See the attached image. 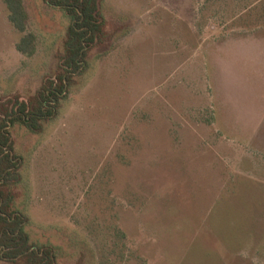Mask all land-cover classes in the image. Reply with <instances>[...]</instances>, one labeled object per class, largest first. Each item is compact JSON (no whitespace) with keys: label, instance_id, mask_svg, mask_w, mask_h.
I'll use <instances>...</instances> for the list:
<instances>
[{"label":"rangeland","instance_id":"obj_1","mask_svg":"<svg viewBox=\"0 0 264 264\" xmlns=\"http://www.w3.org/2000/svg\"><path fill=\"white\" fill-rule=\"evenodd\" d=\"M0 0V101L56 71L70 21ZM90 52L41 134L13 129L16 207L58 264H264V0H104ZM0 264H8L0 261Z\"/></svg>","mask_w":264,"mask_h":264},{"label":"trees","instance_id":"obj_2","mask_svg":"<svg viewBox=\"0 0 264 264\" xmlns=\"http://www.w3.org/2000/svg\"><path fill=\"white\" fill-rule=\"evenodd\" d=\"M61 9L70 21L57 55L56 71L46 77L37 93L28 99L15 96L0 101V261L8 264H58L56 249L38 246L27 231L30 219L16 205L21 197L23 159L16 153L13 129L23 126L41 134L68 99L77 78L87 69L90 52L105 43L104 0H43ZM14 29L25 34L16 49L24 56L36 52L37 39L27 34L28 14L23 0H3Z\"/></svg>","mask_w":264,"mask_h":264}]
</instances>
